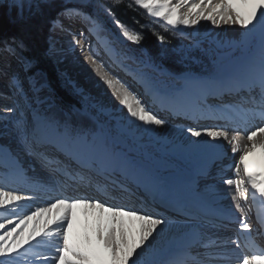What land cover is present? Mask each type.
Listing matches in <instances>:
<instances>
[{"label":"snow or ice","instance_id":"obj_1","mask_svg":"<svg viewBox=\"0 0 264 264\" xmlns=\"http://www.w3.org/2000/svg\"><path fill=\"white\" fill-rule=\"evenodd\" d=\"M4 3L5 0H0V4ZM121 3L122 0H111L110 4L81 0L79 7H65L62 15L69 19L80 18L86 23L85 30L70 33L68 50L74 52L79 45L81 52L90 53L96 65L94 71L111 90L118 105L126 109L127 117L142 125L161 126L168 121L154 114L120 76L106 71L98 57L107 56L115 70L124 72L143 87L153 104L165 107L173 115L226 122L208 128L188 127L191 137L206 135L210 138L189 141L192 151L212 149L218 158L221 142L229 140L228 129L233 128L238 133L239 128L244 127L250 145L242 150L238 145L232 148L234 154L242 152L231 166L239 178L220 177L224 184L235 186L231 200L241 213L236 239L221 236L229 227L232 210L220 208L215 199H210L197 215L182 213L186 219L177 222L181 231L166 246L160 245L173 224L167 217L126 209L105 199L113 189L128 192L131 188H143L156 199L155 194L165 190L167 179L136 157L135 145L130 140L132 129L126 119H103L105 108L93 104L82 92L83 113L65 105L55 97L42 73L29 74L33 61L22 54L23 42L11 38L0 41V77L6 80L8 87L4 98L11 101V104H0L3 109L0 139L5 141L0 143V167L6 172L0 176V220L3 221L0 222V230H3L0 231V264H188L187 257L193 246L203 249L195 264H231L230 245L239 247L241 237L246 245L250 244L253 233L264 237V219L259 221L262 227L257 228L247 219L249 204L264 207V0H133L149 17L159 18L173 28L207 20L213 25L222 21L243 29V38L229 45L241 51L239 58L227 64L214 59L210 72L195 75L187 71L180 77L186 85L198 89L201 97L235 95L238 98L235 103L208 108L177 104L179 93L162 91L145 71L150 68L159 72V66L119 46L121 37L136 45L145 39L142 33L130 29L116 17L112 9ZM7 7L15 9L17 16L23 18L25 11L31 13L39 9L40 0H7ZM86 8L92 12H85ZM185 8L186 11H181ZM100 13L108 17L118 34L106 26ZM49 39L51 42L52 37ZM81 39L85 41L83 45ZM158 39L165 41L164 36ZM197 46L199 41L194 39L188 47ZM49 51L51 53L52 49ZM12 60L16 61L18 70L12 68ZM257 151L261 161L259 172L250 170L248 163L249 156ZM25 171L33 173V191H41L45 185L51 186V193L73 185L79 189L95 183L102 195L66 196L59 191L48 207L38 208L31 215H21L20 209L30 197L5 189L7 181L22 177ZM201 174L211 178L206 169ZM81 206L94 210L93 219L82 235L74 237L75 209ZM53 211L55 214L50 221L53 227L41 231L34 228L26 238L14 236L17 232L14 224H25L34 216ZM125 217L128 220L123 219ZM53 239H56L55 244H51ZM45 244L51 246L39 251ZM237 261L238 264H264V250L243 252Z\"/></svg>","mask_w":264,"mask_h":264},{"label":"bare ground","instance_id":"obj_2","mask_svg":"<svg viewBox=\"0 0 264 264\" xmlns=\"http://www.w3.org/2000/svg\"><path fill=\"white\" fill-rule=\"evenodd\" d=\"M173 2H175V0H173ZM214 2H216V0H214ZM86 10L89 12L87 8ZM181 11H186V8L182 9ZM101 18L104 19L102 15ZM104 21L107 27H109L113 30V32L118 34V30H115L114 26L111 24L110 21H108L107 19H104ZM205 21L207 24L205 23ZM177 30L182 32L184 39L186 38L188 41H193V38L196 37L201 39V42L207 43V45L209 43L211 44V46H215L218 49L233 48L229 46L230 43L232 45H235L237 41L243 38V29H241L240 26L232 25L229 27L222 21L217 25H213L211 21L209 22L207 20H201L199 24L193 26L178 25ZM56 31L59 32L61 37L54 39L55 43L54 46H52V55H54V57L56 58L58 70L66 77H68L70 81L75 86H77L85 96L91 98L93 100V104L98 103L105 108L106 111L102 116L103 119L109 120V117H115L118 119L127 120V123L131 127L133 133V136L130 138L131 143L134 144L137 148L135 151L136 157L140 160L147 162L154 169L158 170L161 175L166 177L167 186L164 191H168L167 193L173 196H178L179 194H187L192 187L198 185L199 188H202V191L206 194V196L217 200L219 205H223L227 208L233 205V202L230 197L221 196L222 191H227V185L226 187L217 186L216 188H210L205 183L208 177L202 175L201 173L202 170L206 169L207 172L211 174V176L219 175L220 177L223 176L224 178H231L235 180L237 176L235 175L234 168L231 166L238 161L239 155L242 154V152L238 151L234 154L232 152V148L238 145L239 148L242 150L245 146L250 145V142L247 140L246 132L243 134H239L241 131L238 130L237 133V131L233 130V128H229V140L221 142V146L218 149L219 157L217 158L212 149H207L205 151H192L189 149V141H195L197 139L210 140V138H208L206 135L202 136V138H196L191 137L190 134L187 133L188 127L207 128L200 124H193L191 122L193 121L192 119L186 118L185 116H178L176 117L178 119H176L175 115H171L168 111L161 110V112H159L157 115L166 119L168 121L167 125H142L141 122L135 121L134 118L127 117L126 109H123L118 105V102L113 97L111 90L101 79L100 75L96 71H94L96 65L95 63H93L90 53L88 51L81 52L79 45L76 46L74 52L68 50L69 41L71 39L70 33L78 32L69 31L65 29L61 24L56 27ZM175 32L177 33V31ZM123 39L126 40L125 38L121 37V40ZM124 42L125 41L121 42L119 46L125 48L126 50L130 51L135 55V53L132 51L133 47L128 44L129 42ZM80 43L81 45H83L85 41L81 39ZM235 49L238 48L235 47ZM22 54L24 56L26 55L24 51ZM25 57L27 58L28 56L26 55ZM28 59L31 60L30 57H28ZM97 59L100 60L99 57ZM100 61L102 62V60ZM11 63L12 68L18 70L19 66L17 65L16 61L12 60ZM105 70L109 71L113 75L120 76V78L122 76H126L124 72L115 70L113 66H110L109 69L105 66ZM145 71H147L148 74L157 82V87L160 88L162 91L179 93V95L176 97L177 104L184 105L186 107L189 104H192V108H203V104H205L206 100V95L201 97L198 89L193 86L186 85L185 82L180 78L182 75H179V78L178 76H176L177 82L175 85H172L171 81L174 79L170 78L168 75H165V73L163 74L162 71L161 74H159L160 71H152V69L150 68L145 69ZM193 72H195L193 74L198 75L206 74L204 71L195 68H193ZM32 73L35 72H33L31 68L29 74ZM42 74L43 77L47 80L48 85L50 86L49 81L44 72ZM23 75L24 73L21 72V76ZM128 78L131 79V77L129 76ZM133 84L134 86L130 85L131 90L135 92L138 96H140L145 105L149 107L155 114L150 103L145 102L146 95L143 87L136 84L134 81ZM24 87L25 89H27V83L24 84ZM50 88L52 90L51 86ZM137 90H139L140 92ZM210 96L214 97L217 100H223L226 97V95ZM230 98H236V96L232 95ZM196 102H198V104L194 105ZM79 110L81 111V113H83L84 108L82 107V109ZM7 115L9 114L7 113ZM4 142V140L0 139V143ZM248 163L250 166V170H254L256 172L261 171L259 151L249 156ZM7 183H9V185L7 184L5 190H13L16 194L23 187L21 185L16 186L14 181ZM47 196H49V199H46ZM55 197L56 195L54 194H47L43 191H39L37 197H31L30 199H28L32 202L31 203L28 201V204L30 205H23L24 208L22 207V209H20V214L31 215L38 208L48 207L49 203L53 201ZM259 206L262 210V216L260 217V219H264V207H262L261 205ZM80 208L81 207L75 209L77 219L74 222L72 231L74 237L82 235V232L88 228L89 221L93 219V216L86 217L81 215L79 213ZM199 212L200 210L195 211L193 215H197L199 214ZM54 214V211L45 212L42 216H34L32 220L27 221L25 224H14L13 226L17 227V232L16 234H14V236L16 238H19L22 235L24 238H26L29 236L30 233H32L34 228L37 231H41L53 227L50 221L54 217ZM177 216L179 217V221L171 220L175 217L173 215L166 216L168 219L171 218L169 220L172 221L173 224L170 227L169 231L164 234L160 246H166L170 240L179 235L181 229L177 222L185 220L186 217L180 215L179 213ZM12 218L15 221V217ZM240 218V214L234 215L233 217L230 216L229 224L236 226V228L232 230L228 227L227 229L223 230L221 232V236L224 239H228L229 237H231V239L233 240L236 239L235 232L239 227V223L237 222V220H239ZM123 219L128 220L127 217ZM0 222L3 221L0 220ZM6 227L9 226L6 225ZM253 237L254 239L250 244L246 245L244 238L241 237L240 241L238 242L240 245L239 247L235 244L230 245V249L232 250L230 252V256L232 260L237 261V257L241 256L243 252H255L256 246L259 245L260 238L264 239V237H261L256 233H253ZM37 239H39V236H37ZM56 239L59 238L57 237ZM56 239H53L51 241V244H55ZM9 243H11V241H9ZM50 246V244H45L38 250L45 251ZM202 251L203 249L193 246V248L190 249L189 257L200 258L198 253ZM188 264L194 263L188 262Z\"/></svg>","mask_w":264,"mask_h":264},{"label":"trees","instance_id":"obj_3","mask_svg":"<svg viewBox=\"0 0 264 264\" xmlns=\"http://www.w3.org/2000/svg\"><path fill=\"white\" fill-rule=\"evenodd\" d=\"M110 3L111 0H108L107 4ZM65 5L67 3L62 4L59 1L42 3L38 10L25 13L23 18H19L15 9H8L7 0H5L4 4H0V41L11 38L22 41L25 47L23 49L24 53L32 59L38 69L44 72L55 96L63 101L65 105L72 106L74 96L62 87V82H60L54 64L46 57V38L50 22L54 15ZM112 10L122 23L144 35V47L151 55H160L165 68L176 73L180 71L179 65L169 56H165V53L163 56L159 47L160 40L158 36H164V43L166 44L173 38L174 33L170 28L149 19L145 11L126 0H122L120 6Z\"/></svg>","mask_w":264,"mask_h":264},{"label":"rangeland","instance_id":"obj_4","mask_svg":"<svg viewBox=\"0 0 264 264\" xmlns=\"http://www.w3.org/2000/svg\"><path fill=\"white\" fill-rule=\"evenodd\" d=\"M51 1H59V2H62V4H66V3L71 4V5H73V7H74V5L80 6V3H81V0H40V4L49 3ZM107 1L108 0H101V2H103L105 4H107ZM126 1H128L130 4L134 5L133 0H126ZM87 9L89 10V12L90 11L92 12V9H90V8H87ZM34 10H37V9H34ZM142 10H144V9H142ZM144 11L146 12V10H144ZM25 13H28V12L25 11ZM100 15H102V17L104 19H107L108 21H110L108 19V17L106 15H104L103 13H100ZM147 16H148V14H147ZM149 18L157 21L159 24L166 25L165 22L158 20L157 18H152V17H149ZM205 23H206V21H205ZM227 26L230 27L232 25L227 24ZM170 27H172V26H170ZM173 29H175V31H177V35L175 34L168 44L160 41L159 47L161 48V51H162L161 54L163 56L165 53V56H169L172 60H174L175 63H177L179 65V68L181 70L183 69V71L180 74L172 73L171 71L166 69L164 67L162 60L160 59L161 58L160 55L154 56V55L149 54L148 50L143 45V43H144L143 41L141 42L140 45L133 44V43H131L127 40H124V39L121 40V42H123V41H125V42L127 41V43L129 42L128 44L133 47L132 51L135 53L136 56H143V58L150 59L152 63H154L155 65H158L159 68L161 69V71L163 72V74L165 73V75H168L170 78L174 79L171 81L172 85H175L177 82L176 76H178V78H179V75H182L183 73H185L187 71H191L192 73H195V72H193V68L200 69L201 71L208 73L213 68V60L214 59L218 62L227 64L230 61L236 60L237 58H239L242 55L241 51L239 49H235V47L230 48V49H228V48L227 49H218L215 46H211V44H209V43L207 45V43L201 42V39L196 38V37H194L193 39L199 41V46L189 48L188 46L190 44H192L193 41H188L186 38L184 39L182 32L178 31L177 28H173ZM115 30H118V29H115ZM50 34H53V33L50 32ZM49 38H50V35L48 34V38H47L48 42L50 40ZM54 43H55V41H54ZM54 43L51 44V47H50V44H49V46L47 45L48 50L46 51V55H47L46 57L49 58L52 61V63L54 64L56 71H57V75L59 76L60 82H62V87L67 89L74 96L73 97V99H74L73 103L74 104L72 106H74L76 109H82V107L84 108V105H82V103H81V96H80L81 91H80V89L77 86H75L70 81V79L68 77H66L64 74H62L58 70V66L56 64V58L54 57V55H52V52L50 53V51H49L50 49H52V46H54ZM161 71L159 74L162 73ZM35 73H41V71H35ZM195 75H198V74H195ZM173 76H175V77H173ZM90 100L93 103V100L91 98H90ZM77 105H79V106H77ZM112 118L113 117H109V120H112ZM126 143H127V141H126Z\"/></svg>","mask_w":264,"mask_h":264}]
</instances>
